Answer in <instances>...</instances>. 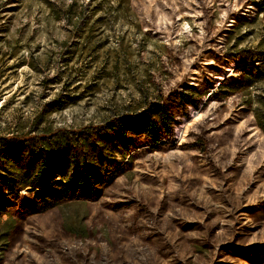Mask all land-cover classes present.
<instances>
[{
  "label": "rangeland",
  "instance_id": "rangeland-1",
  "mask_svg": "<svg viewBox=\"0 0 264 264\" xmlns=\"http://www.w3.org/2000/svg\"><path fill=\"white\" fill-rule=\"evenodd\" d=\"M213 83L174 146L116 145L110 122ZM61 137L95 198L3 190L0 264H264V0H0V156L31 169Z\"/></svg>",
  "mask_w": 264,
  "mask_h": 264
},
{
  "label": "trees",
  "instance_id": "trees-1",
  "mask_svg": "<svg viewBox=\"0 0 264 264\" xmlns=\"http://www.w3.org/2000/svg\"><path fill=\"white\" fill-rule=\"evenodd\" d=\"M252 1V0H250ZM72 10L71 5L68 10ZM71 14L68 15L70 17ZM80 23L77 24V27ZM210 54V53H209ZM215 87L213 83L212 86H202L200 91H197L194 87H189L185 92H180L176 94L175 102L178 104L166 105L161 103V101L149 103V105L144 109L143 118L139 119V122H125L119 127L117 132L113 123H109V128L116 133V139L118 140V146H123L130 152V142L128 140V134L143 135L147 140L155 146H159V142L166 139L169 143L167 147H172L178 140V132L173 129L176 124L175 116H180L185 119L190 116L188 108L199 109L200 101L208 95L209 92ZM62 100H55L51 102L47 109V113H39L36 118V127L47 122V116L55 110H61L64 104L61 103ZM175 114V115H174ZM177 114V115H176ZM141 117V116H140ZM130 115L125 117L129 121ZM51 126L48 125L46 128L47 133H51ZM23 137L25 140H31L26 133ZM29 137V138H28ZM14 139L17 137H13ZM19 139V138H18ZM20 140V139H19ZM65 139L63 137L57 139L56 141L46 142V151L50 156H43L39 154L40 161L33 168H27L21 163H16L14 160L8 158V156H0V161L3 162L6 167L7 172L14 175L13 178L8 179L4 177L2 182V191L0 190V198L2 203H0V214L6 209L9 201L7 196L4 195L3 190H10L11 193L16 191L17 187L25 189L28 186L32 187L34 196L45 201L60 202L67 198H79L85 201L93 200L95 198V187L100 184L101 178L97 171H95L92 166L85 164V166H78L75 173H70L68 170L60 169L57 160H54L52 155L58 157V153L65 148ZM115 144H113L112 149ZM107 148V146H106ZM129 154V153H128ZM82 169V170H81ZM58 178H64L67 181H58Z\"/></svg>",
  "mask_w": 264,
  "mask_h": 264
}]
</instances>
